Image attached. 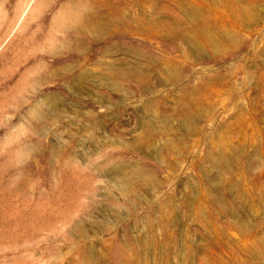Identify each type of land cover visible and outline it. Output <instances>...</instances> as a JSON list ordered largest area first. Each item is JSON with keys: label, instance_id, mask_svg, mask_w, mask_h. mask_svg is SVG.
Instances as JSON below:
<instances>
[{"label": "rangeland", "instance_id": "1", "mask_svg": "<svg viewBox=\"0 0 264 264\" xmlns=\"http://www.w3.org/2000/svg\"><path fill=\"white\" fill-rule=\"evenodd\" d=\"M0 264H264V0H0Z\"/></svg>", "mask_w": 264, "mask_h": 264}]
</instances>
